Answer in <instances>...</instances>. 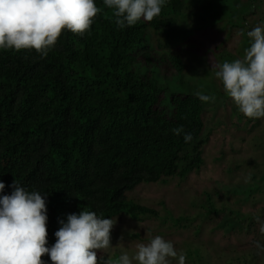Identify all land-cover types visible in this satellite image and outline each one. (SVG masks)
Masks as SVG:
<instances>
[{"label":"trees","instance_id":"1","mask_svg":"<svg viewBox=\"0 0 264 264\" xmlns=\"http://www.w3.org/2000/svg\"><path fill=\"white\" fill-rule=\"evenodd\" d=\"M96 5L101 11L90 34L65 31L46 58L34 51L0 52V182L6 185L0 195H10L16 181L26 191L46 195L49 247L59 221L82 210L111 219H159L156 209L128 194L142 184L165 185L170 178L197 174L208 143L205 103L168 86L181 78L182 59L172 54L156 58L148 48L152 32L178 26L186 0H168L159 17L123 30L103 0ZM237 11L216 15L218 34L264 24L258 17L250 26L247 15L255 10L241 16ZM220 22L223 27L217 26ZM180 126L193 136L191 143L173 135ZM254 175L245 196L264 200V181L259 185ZM214 193L220 195L218 190L197 193L206 219L226 209ZM235 216L226 221V232L253 224L247 212ZM187 255L198 264L206 260L202 248L189 249ZM253 255L250 259L259 264L260 256ZM42 259L52 264L48 256Z\"/></svg>","mask_w":264,"mask_h":264},{"label":"rangeland","instance_id":"2","mask_svg":"<svg viewBox=\"0 0 264 264\" xmlns=\"http://www.w3.org/2000/svg\"><path fill=\"white\" fill-rule=\"evenodd\" d=\"M236 8L238 16L256 11L247 15L251 27L254 18L264 19V0H186L185 12L178 17L176 28L158 34L152 32L149 49L152 55L156 58L163 54L176 55L185 66L181 78L168 83L170 90L181 94L202 91L215 97L204 105V136L208 139L203 151L204 163L200 172L185 180L170 178L165 185H141L130 192L132 200L156 209L160 218L144 221L121 216L113 220L116 223L111 244L115 248L106 250L105 258L119 256L121 251L131 255L137 244L159 235L172 241L178 252H184L186 264H198L187 255L189 249L196 248H202L206 259L201 264H256L250 254L254 242L260 239L256 217L264 220V200L257 197L250 201L251 197L245 196L248 183L244 181L253 174L259 185L264 181V119L250 120L240 114L212 71L213 65L244 54L245 29H232L228 36V31L218 34L214 27L224 10L234 13ZM217 26L223 27L224 22ZM156 65L160 68L162 64L156 62ZM153 68L159 69L154 63ZM204 190L212 193L218 190L220 195L214 193V198L226 207L211 219H206L207 213L197 206V193ZM240 212L249 213L253 224L226 232V221ZM177 218L184 221L176 222ZM259 256V264H264V254Z\"/></svg>","mask_w":264,"mask_h":264},{"label":"clouds","instance_id":"3","mask_svg":"<svg viewBox=\"0 0 264 264\" xmlns=\"http://www.w3.org/2000/svg\"><path fill=\"white\" fill-rule=\"evenodd\" d=\"M167 3L168 0H103L121 30L141 20L153 21ZM100 11L96 0H0V52L34 51L46 58L65 31L80 36L90 34ZM246 35L249 46L243 56L213 65L212 71L238 112L250 120H260L264 119V24ZM150 42L151 39L149 49ZM195 95L203 103L215 100L202 91ZM172 133L183 135L185 143L193 140L183 126L173 128ZM250 181V176L245 177V183ZM5 187L0 182V193ZM13 187L10 195H0V264H47L42 259L45 255L52 264H171L173 260L186 264L184 252H178L172 241L159 235L137 244L131 255L121 251L119 256L105 258L106 250L115 248L111 244L115 218H104L88 210L60 220L55 243L49 247L46 195L37 190L26 191L17 181ZM256 220L260 239L254 242L257 250H252L251 256L254 252L258 256L264 254V220Z\"/></svg>","mask_w":264,"mask_h":264}]
</instances>
